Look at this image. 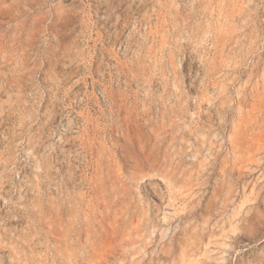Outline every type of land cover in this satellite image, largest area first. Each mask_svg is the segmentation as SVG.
Returning <instances> with one entry per match:
<instances>
[{
    "label": "rangeland",
    "instance_id": "1",
    "mask_svg": "<svg viewBox=\"0 0 264 264\" xmlns=\"http://www.w3.org/2000/svg\"><path fill=\"white\" fill-rule=\"evenodd\" d=\"M0 264H264V0H0Z\"/></svg>",
    "mask_w": 264,
    "mask_h": 264
},
{
    "label": "bare ground",
    "instance_id": "2",
    "mask_svg": "<svg viewBox=\"0 0 264 264\" xmlns=\"http://www.w3.org/2000/svg\"><path fill=\"white\" fill-rule=\"evenodd\" d=\"M70 126H72V125H70ZM70 126H69V128H70Z\"/></svg>",
    "mask_w": 264,
    "mask_h": 264
}]
</instances>
